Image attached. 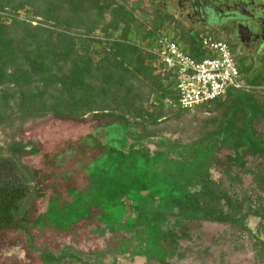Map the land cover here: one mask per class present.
Instances as JSON below:
<instances>
[{"label": "trees", "instance_id": "1", "mask_svg": "<svg viewBox=\"0 0 264 264\" xmlns=\"http://www.w3.org/2000/svg\"><path fill=\"white\" fill-rule=\"evenodd\" d=\"M121 1L125 5L114 9L111 24L103 30L97 25L96 33L101 29L110 38V30L135 22L126 8L131 0ZM154 15L159 25L144 36L152 41L170 22L162 12ZM31 29L35 28L18 19L13 26L0 28L5 33L0 42V88L5 79L13 87L0 89V127L15 129L8 153L0 157V232L20 231L35 248L41 242L51 244L43 246L39 255L45 264H62L63 257L53 252L57 240L67 241L80 254L90 252L98 257L106 247L110 252L124 248L130 261L144 254L148 262L158 259L167 264L166 257L178 249V241L203 224L250 232L245 220L234 215L237 207L231 198L216 188L212 170L228 176L247 158L264 157V131L258 128L264 120V103L255 95L264 82L263 74L251 75L240 65L251 89L231 90L225 100L201 106L209 113H219L205 119L207 126L215 127L208 126L192 145H181L148 129L149 124H158L167 101H178L174 73L147 63L156 61L155 56L137 50L143 54L141 76L118 61L92 67L75 58L68 40L63 47L52 40L44 46L28 43L30 47L23 51L22 33ZM201 37L181 33L177 39L189 55L202 60ZM59 61L67 66H57ZM156 89L161 90L158 109L148 115L146 123L132 121L129 115L145 110ZM47 120L60 127L76 126L78 133L54 143L56 151L51 147L44 151L42 139L36 140L31 135L34 131L29 133L24 126ZM136 126L142 127L141 133L134 130ZM224 149L235 156L224 160L218 155ZM37 157L43 159L44 172L22 162ZM31 182L36 184L37 199L48 198L46 211L35 220L30 212L19 217L32 196ZM198 186L224 200L231 212L211 211L200 195L190 194ZM169 220L172 226L163 229ZM38 231L45 232L42 239ZM86 239L92 242L85 243ZM255 239L264 253V241ZM63 256L75 258L68 253ZM90 256L82 264H93Z\"/></svg>", "mask_w": 264, "mask_h": 264}, {"label": "rangeland", "instance_id": "2", "mask_svg": "<svg viewBox=\"0 0 264 264\" xmlns=\"http://www.w3.org/2000/svg\"><path fill=\"white\" fill-rule=\"evenodd\" d=\"M120 4L125 5L121 0H2L0 1V28L13 26L15 19L33 26L35 29L22 33L25 39V45L22 43L23 51L25 47H30L29 44L36 43L44 46L48 40L57 41L63 47L68 40V46L72 48L75 58L89 66L102 67L118 61L129 65L141 76L139 70L143 54L137 53V50L150 54L148 49L151 47L152 40L144 39V36L155 31L159 25L158 19L154 15L155 11L151 9L152 2L131 0L126 8L132 12L135 22L123 23L114 32L110 30L108 33L112 37L106 38L105 33H101L103 27L107 28L111 24L113 11ZM97 25H101V32L94 31ZM162 32L175 37L167 25L163 26L161 32L157 34ZM4 35L5 33L0 30V37ZM217 35L221 37L220 33ZM103 42L110 44L106 45ZM28 52L27 50L22 54L24 53L25 56ZM156 61L152 60L147 63L156 64L160 71L163 70V67ZM56 65L67 66L63 61H59ZM240 65L245 66L243 68L248 69L251 75L257 72L264 75V53L260 56H256L253 52L249 53V60ZM12 72L13 68H10L9 73ZM57 74L58 79L61 80L62 76L59 72ZM243 76L245 77L246 74ZM7 82L8 79H5L4 85L0 88L2 91L8 88L13 89L12 86L6 84ZM38 87L39 84L33 88ZM255 90V95L264 103V82ZM160 91L156 89L145 105V110L138 114L133 112L129 115L130 119L138 123H146L148 115L159 107V94L157 93H161ZM213 115H219V113L212 114L200 107L184 112L174 105V102L167 101L161 110L158 124L156 126L149 124L148 129L150 133L169 138L181 145H192L202 137L208 126L209 128L215 127V124L207 126L205 123V119ZM33 124L34 121L27 122L24 129L29 133L34 131L31 135L36 140L42 139L41 143L45 145L44 151L49 147L56 151L54 143L62 142L78 133L76 126L60 127V125H54L52 120L37 122L35 126ZM258 128L264 131V120L258 124ZM134 130L141 133L142 127L136 126ZM14 132L13 127H0V157L8 153V148L13 143ZM218 155L224 160L235 156L234 152L228 149L219 151ZM22 162L24 165H30L44 172L45 165L42 157L27 158ZM243 164V166L232 168L228 176L212 170V180L218 191L228 195L234 202L237 207L234 215L245 220L250 232L235 230L221 224H203L201 229L192 233L188 238L178 241V249L166 257L167 264H264V253L255 239L264 241V157H249ZM21 170L24 171L23 168ZM23 175L28 177L26 172H23ZM30 187L32 196L23 205L19 217L23 218L26 212H30L31 220H35L46 211L48 198L37 199L36 184L31 182ZM189 192L191 195H200L203 203L215 213L222 212L226 215L231 212L224 200L206 193L201 186L191 188ZM120 224L119 227H121ZM171 226L172 221L169 220L164 223L163 229ZM44 233L43 231L37 232L41 239L45 236ZM39 241L40 239L36 245ZM84 242H92V240L86 239ZM39 244H42L39 248L28 244L20 231H1L0 264H45L39 255L42 254L43 246L51 244L46 241ZM56 245L57 248L53 252L56 257H63L62 264H82L90 255L93 256V264H161L158 259L148 262L144 254L130 261L131 256H128L124 248H116L110 252L106 247L104 252L97 257V254L90 252L78 253L67 241L57 240ZM65 253L73 254L75 258L73 260L64 258Z\"/></svg>", "mask_w": 264, "mask_h": 264}, {"label": "built area", "instance_id": "3", "mask_svg": "<svg viewBox=\"0 0 264 264\" xmlns=\"http://www.w3.org/2000/svg\"><path fill=\"white\" fill-rule=\"evenodd\" d=\"M204 59L197 60L169 34L160 33L151 42L149 53L159 65L175 75L176 105L193 111L205 104L225 100L231 90L248 92L231 45L214 34L201 37Z\"/></svg>", "mask_w": 264, "mask_h": 264}, {"label": "flooded vegetation", "instance_id": "4", "mask_svg": "<svg viewBox=\"0 0 264 264\" xmlns=\"http://www.w3.org/2000/svg\"><path fill=\"white\" fill-rule=\"evenodd\" d=\"M151 9L170 17L174 34L220 33L239 64L249 53H264V0H147Z\"/></svg>", "mask_w": 264, "mask_h": 264}, {"label": "crops", "instance_id": "5", "mask_svg": "<svg viewBox=\"0 0 264 264\" xmlns=\"http://www.w3.org/2000/svg\"><path fill=\"white\" fill-rule=\"evenodd\" d=\"M208 33H210V34H214V35L217 36L218 38H221V39L223 38V39L225 40V37H224L222 34H221V37H219V36L217 35V33H216V34H215L214 32H208ZM205 34H206V33H205ZM176 36L178 37L179 34H177V35L175 34V39L178 41V39H177ZM244 80H245V77H244Z\"/></svg>", "mask_w": 264, "mask_h": 264}]
</instances>
